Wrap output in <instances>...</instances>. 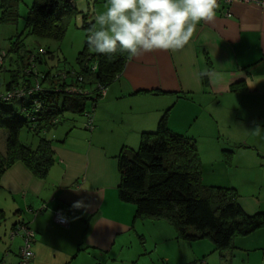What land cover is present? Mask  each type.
<instances>
[{"label": "crops", "instance_id": "0c3cea01", "mask_svg": "<svg viewBox=\"0 0 264 264\" xmlns=\"http://www.w3.org/2000/svg\"><path fill=\"white\" fill-rule=\"evenodd\" d=\"M73 4L93 26L106 0ZM166 110L169 129L196 144L201 183L233 188L249 215L264 212V7L220 3L185 48L128 57L94 107L93 129L85 121L52 141L45 177L12 164L0 179V264H18L22 240L10 230L20 220L34 231L30 264H264V226L221 254L208 239H177L166 221L135 218L119 199V152L137 148Z\"/></svg>", "mask_w": 264, "mask_h": 264}, {"label": "trees", "instance_id": "16d2710c", "mask_svg": "<svg viewBox=\"0 0 264 264\" xmlns=\"http://www.w3.org/2000/svg\"><path fill=\"white\" fill-rule=\"evenodd\" d=\"M74 1L33 0L25 16V31L38 37L61 39L66 27L63 17L78 13ZM20 2L0 0V23L18 20ZM85 26L89 30L92 23L86 22ZM10 51L18 57L10 59L14 68L7 69L5 53L0 65V72L12 73L4 92L17 86L31 88L36 77L42 87L19 99L4 100V92L0 93V129L7 131L6 150L0 153V179L17 161L43 178L54 163L52 140L44 135L61 122L65 112L84 115L90 107H95L101 97L100 90L106 89L122 73L128 55L117 52L105 56L90 52L85 41L84 50L77 57V68L66 72L67 79L54 80L47 72L43 77L38 70L27 73L33 53L23 48L19 35L11 41ZM34 56L36 62L41 60L39 54ZM71 86L81 91L67 90ZM9 103L19 104L23 115L18 116ZM167 118L168 110L162 114L154 131L141 133L137 148L124 147L119 152L118 197L122 202L135 205V218L166 221L174 228L177 239L188 242L208 239L222 254L233 246L236 236L263 227L264 212L247 214L233 188L205 187L201 183V160L194 140L174 134L167 125ZM24 127L39 138L36 146L20 140V130ZM4 217L0 208V223ZM21 222L25 223L20 220L12 229Z\"/></svg>", "mask_w": 264, "mask_h": 264}, {"label": "clouds", "instance_id": "9594fccd", "mask_svg": "<svg viewBox=\"0 0 264 264\" xmlns=\"http://www.w3.org/2000/svg\"><path fill=\"white\" fill-rule=\"evenodd\" d=\"M258 6L264 0H255ZM218 0H106L86 33L88 46L110 56L129 58L185 48L196 27L216 17ZM81 201L72 205L81 208Z\"/></svg>", "mask_w": 264, "mask_h": 264}, {"label": "rangeland", "instance_id": "374dc122", "mask_svg": "<svg viewBox=\"0 0 264 264\" xmlns=\"http://www.w3.org/2000/svg\"><path fill=\"white\" fill-rule=\"evenodd\" d=\"M33 0H21L18 5V13L20 17L16 22L0 23V51L7 54L5 57V65L7 69H12L14 66L10 65V59H17V54L10 51L11 41H14L16 35H19L23 48L34 54H39L40 61L36 62L35 70H38L40 77H43L47 72L49 78L54 80L58 78H64L67 75L66 72L77 68V57L80 52L84 50L86 33L88 32L86 22L89 23L90 18L82 17L81 11L72 16H64L65 33L59 40L45 37H38L32 34H28L25 31V16L28 8L32 5ZM90 52H94L90 48ZM11 72H0V93L5 91V83L11 78ZM46 84V83H43ZM45 86V85H44ZM89 89V85L87 84ZM8 106L12 107L18 116L23 114L19 111V104L9 103ZM90 105H87L89 108ZM86 121L83 114L65 112L61 122L44 136L52 141L58 140L64 136L66 132L74 131L76 129H82L81 124ZM84 127V125H83ZM56 134L57 137H53ZM3 135V136H2ZM5 135V137H4ZM6 137L7 131L0 129V150L6 149ZM20 140L28 145L36 146L39 138L27 131L24 127L20 130ZM17 237V236H15ZM1 252V246H0ZM4 256V255H3ZM3 258V257H2Z\"/></svg>", "mask_w": 264, "mask_h": 264}, {"label": "built area", "instance_id": "2783aa9c", "mask_svg": "<svg viewBox=\"0 0 264 264\" xmlns=\"http://www.w3.org/2000/svg\"><path fill=\"white\" fill-rule=\"evenodd\" d=\"M234 1H241L243 3H255V0H218V4L223 3L227 6H230ZM257 5V4H256ZM260 7H264V5H261ZM226 14L229 15L228 10L226 11ZM4 57L5 53L0 52V65L3 64L4 62ZM29 68L27 69V73L29 72H36L35 66H36V61H35V56L31 55L29 61ZM92 69H95V66L92 67ZM68 75H64V78L62 79H67ZM82 77H78V80L80 81ZM40 79L38 77L35 78L34 86L31 88H25L24 86H17L14 87L13 89L6 91L3 93L2 98L4 100H11V99H19L23 97V95H26L27 93H31L33 90H38L42 87L41 83L39 82ZM67 90L73 91V92H80L81 89L78 88L77 86H71L68 87ZM86 92V91H85ZM106 92V89L103 88L100 90L101 96H103ZM36 101V100H35ZM36 103V102H35ZM90 111H87L84 113V116L86 118V122L84 124V127L87 130H92L93 129V119H92V112L94 110V107L89 108ZM54 220L62 226L67 225V220L64 218L59 210H57L54 213ZM19 235L22 240V245L19 248V259H18V264H30L32 258H33V251L31 249V245L34 242V231L28 226L26 223H19L15 226L14 229L10 231V237L13 238L15 236Z\"/></svg>", "mask_w": 264, "mask_h": 264}]
</instances>
